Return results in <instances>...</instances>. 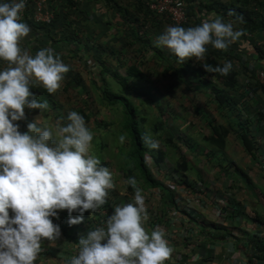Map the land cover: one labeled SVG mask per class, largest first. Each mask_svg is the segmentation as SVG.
<instances>
[{
  "label": "clouds",
  "instance_id": "clouds-1",
  "mask_svg": "<svg viewBox=\"0 0 264 264\" xmlns=\"http://www.w3.org/2000/svg\"><path fill=\"white\" fill-rule=\"evenodd\" d=\"M25 5L26 0H0V59L8 62L0 69V264H35L45 239L52 243L61 234L65 240L74 237L68 235L69 227L61 233L60 224L54 223L59 210H67L69 226L86 223L84 214L90 210L88 218L94 216L114 186L110 169L90 152L93 132L78 111L68 112L67 124L41 126L37 118L21 132L15 123L25 119L26 108L48 107L47 101L35 98L31 84L39 82L55 93L70 70L51 47H42L35 55L22 52L19 42L31 32L20 19ZM242 32L216 16L189 28L169 25L155 44L183 63L203 59L209 44L226 50ZM232 67L230 60L222 66L204 65L207 71L224 75ZM119 139L123 142L125 136ZM144 139L150 148L160 147L150 136ZM126 183L135 189V202L115 206L103 226L69 238L78 240L79 248L67 264H166L172 256L165 232L144 227L148 213L137 178L130 176ZM258 231L264 232V226ZM255 260L260 264L259 257Z\"/></svg>",
  "mask_w": 264,
  "mask_h": 264
},
{
  "label": "crops",
  "instance_id": "crops-1",
  "mask_svg": "<svg viewBox=\"0 0 264 264\" xmlns=\"http://www.w3.org/2000/svg\"><path fill=\"white\" fill-rule=\"evenodd\" d=\"M71 2L73 0L53 1V8L59 14H65L70 25H66V21L62 20L56 27H38L29 24L28 18L25 22L30 25L31 32L20 40V48L22 52L26 51L31 55H35L42 47L53 48L69 66L70 70L64 77L78 75L77 70L84 69L94 76H99L104 66L98 62V56L105 58L106 51L101 49L98 52L93 43L118 47L124 41L127 42L123 37L125 33L122 32L127 27L119 28L123 20L114 17L116 11L125 13L127 9L136 6L133 2L129 4L124 0H87L81 6L72 8L71 5L74 4ZM209 15H204V18L202 16V21L208 19ZM249 38L247 42L240 41L237 48L231 43L223 50L230 52L231 56L221 59L220 64L222 66L226 61H232L233 67L229 73L236 75L235 81L242 87L241 91L235 93L246 98V113L239 104L234 103L235 115L229 113L222 116V113L216 112L215 115L220 117H213L221 136L210 126L204 125V131L194 134L192 144L175 142L176 146L170 149L172 157L180 161L176 149L180 147L185 161L191 164V169L184 173L186 181L176 178L177 189L169 187L170 179L163 182L166 189L170 190L168 192L171 196L168 199H165L164 191L157 190L158 194L152 193L149 198L147 192L151 189L142 190L150 217L143 222L144 227L148 232L154 229L163 230L173 249L166 264H257L252 243L258 239L256 231L260 230V225H256L257 220L253 214H257V211L264 213L262 201L257 197V193L262 191L257 190L256 193L255 189L263 190L260 188V179H255V175L262 174L261 170L264 168V114L260 110V107L264 106V89L257 91L254 97L251 89L261 81L257 73L264 71V41L252 42L251 37ZM258 44H261L260 48L255 47ZM85 46L93 48L90 51ZM126 50L130 52V47ZM92 57H95L96 62ZM0 62L4 64L3 69L8 66L5 60L0 59ZM105 64L109 71L112 70L110 62ZM63 81L64 79L61 83ZM31 87L46 90L39 82L31 84ZM222 87V84L218 83V88ZM62 88L64 87H60L52 95L56 96ZM28 111L26 108L25 112ZM30 113L33 117L37 116L38 120L41 117L40 113ZM29 116L23 119L24 123L26 119L33 120V117ZM17 122L20 126L21 121ZM39 122L40 125L44 124L43 119ZM178 142L184 144L186 150ZM195 143L200 144L197 147L199 149L195 148ZM247 144L251 145L250 149ZM124 181L117 178L113 182L114 186L109 189L120 196V202L115 206L135 202V192L129 193L128 185ZM186 189L191 190V196L185 194ZM93 217L87 219L91 222L72 226L67 223L69 218H62L65 221H61L53 217V220L54 223L60 224L61 233L67 226L70 228L67 229L68 235L79 237L86 234L90 228L103 226L108 218L92 221ZM78 248L79 244L65 240L62 234L59 240L52 243L45 239L35 264H67V261L77 254Z\"/></svg>",
  "mask_w": 264,
  "mask_h": 264
},
{
  "label": "trees",
  "instance_id": "trees-1",
  "mask_svg": "<svg viewBox=\"0 0 264 264\" xmlns=\"http://www.w3.org/2000/svg\"><path fill=\"white\" fill-rule=\"evenodd\" d=\"M183 1L187 4L188 14V22L181 25L185 28L201 24V17L203 16L204 18V15L206 14L209 15L216 13L225 21L233 22L235 29L243 30L239 39L232 42L235 48L240 45V41L243 40L247 42L250 39L247 34L252 35V42H258L260 40L264 41V0H227L228 3L223 0ZM71 3L74 4L71 5L72 8L73 6H81L74 2ZM130 3L131 2L129 1V4ZM116 4L119 6L118 2ZM133 5L136 7H132L130 10L127 9V12L125 13L116 11L117 14L114 17V19L123 20V22L119 24V28L127 27L125 30H122V32L124 31L123 33H125L123 37H125L127 42L124 41L120 46L117 45L118 47H115L114 45H108L105 47L104 45L93 43V47L98 49V52H100L101 49L106 51L105 58H100L98 56V62L104 67L101 69L102 72L97 80H94L93 82L95 86L94 88L98 91V102L102 106L104 105L111 109V114L105 116V121H97L96 124L98 128L97 130H94V132L95 134L109 133L114 137L112 140L114 159L111 162L100 160V164L101 166L110 169L113 174V182L117 178L124 179V182H126L128 177L135 176L137 178V187L141 190L156 189L161 192L164 191L169 193V189H166L163 182L169 179L177 182L178 180H174L176 179V175L186 181L184 173L191 169V164L185 161V155L180 151V147L176 148L177 153L180 156L179 162L178 159H172L170 157V149L176 146L177 143L175 142L177 141H181L187 145L194 142V134H198L203 130L202 127L195 125L197 114L201 116L202 122L205 126H210L214 129L216 134L219 136L221 135L219 134L218 127L214 120L204 109H202L205 106L204 104H202V107H199V104L194 105V107L196 106L194 115H191L185 107V111L182 115L179 114L173 116L172 124L169 123V116L165 117L162 115L160 111L162 108L160 98H166L167 96L160 95L159 91L161 89L156 84L164 82V76L167 77L169 72L173 70L172 60L178 59L175 54L169 49H166V47H157L155 41L157 37L165 31L166 27L172 23L166 18V16L161 17L151 12L143 1L133 3ZM217 5L218 7H216ZM206 11L211 13H206ZM55 13L56 19L52 26L56 27V25H59L62 20L66 21L67 16H65V14H59L58 11H55ZM28 22L32 26L52 27L36 24L31 17H29ZM66 25H70L68 21H66ZM254 37L255 39H259L255 40ZM85 47L89 48L90 51L93 48L88 46ZM127 47H130V52L126 50ZM206 47L208 50L204 54L203 58L205 59L197 60L199 66L192 64L193 61H196L195 58L185 60L180 64L179 68L170 75V80H168L169 82L167 85L172 84L173 87L175 85L180 88L186 87L189 89L194 88L199 91L200 85L197 84L193 87V85L190 84L191 78L201 80V78L206 77V80H210V77H215L218 79V82L222 84V88H218L216 85L211 88V82L203 81L205 90L209 89L211 90L210 94H215L211 104L214 109H216L217 112H220V114L222 113V116H227L229 113L235 115L234 103H236L240 105L241 109L247 111L248 106L245 104L246 98L243 97L242 94L235 93L241 91L242 88L241 85L237 84L235 81L236 75L234 73L224 75L210 70L207 71L204 68L205 64L213 67L218 66L219 60L224 59L226 56L230 57L231 53L217 49L211 44ZM255 47L257 46L255 45ZM124 49L125 51H122ZM92 59L96 62L95 57H92ZM151 59H157L158 63L159 61H164L167 66L163 68L164 70L160 73L154 74L148 71L152 68L146 69V64L149 63L148 60ZM107 61L110 62L112 67V70L110 71L106 68L105 63H107ZM3 67L4 64L0 62V69H3ZM65 79L72 82L74 81L75 86H77L82 93L86 91V86L80 82L78 75H67L65 76ZM78 86H80V88ZM262 89L260 83H256L251 91L257 93V91ZM30 90L35 93V98L37 100L47 101L48 107L44 110L29 109L28 112H46V114L51 115L49 112L52 111L58 118L63 116V111L61 110L62 105L56 102L55 96H53L52 93H49L47 89H33L31 87ZM155 92H157V96L153 95ZM230 92H234L235 94ZM156 97H158L161 102V104H158L157 106V108H159L157 111L160 115H153L152 118L150 112L154 111V113H157L155 110L156 108L153 105V103L156 104V101H153ZM135 98H138L139 103L135 104ZM147 107L150 109V112ZM79 113L84 116L86 122L90 121V113L86 112V110L81 109L79 110ZM26 115L28 116L27 113ZM111 116L114 117V121L111 120V122H109ZM33 121L35 120L26 119L24 123L23 120H21L20 131H27V124ZM47 123L41 124V126H47ZM118 123L120 124V132H113L112 127ZM175 126L177 127L175 128ZM183 130L185 131L184 134L181 133L180 135H177V131L179 132ZM121 135L125 136L123 142L119 139ZM146 135L159 141L160 147L158 149L150 148L144 139ZM96 140H98L97 137L95 141ZM246 146L249 149L251 148V145L249 144ZM170 162L172 164H169ZM185 184L189 183L185 182ZM127 185L129 193L135 192V189L131 185ZM255 189L257 193L259 188ZM262 191H264V189ZM109 195H112L110 202ZM167 195L168 194H166V196ZM259 195L264 206V194L260 192ZM119 198L120 196L118 193L108 190L106 204L96 211L92 221H99L101 218H107L114 211V206L120 202ZM89 213L90 210L84 214V220H86V222H91L87 221ZM73 215H78V213H73ZM253 215L256 217V220L262 222L263 225H260V228L263 230L264 213L257 211V214L255 213ZM68 217L67 210H59V219H61V221H65L62 218ZM80 224H83V222ZM69 238L72 237L69 236ZM69 238L67 239L73 241L75 244L78 242V240H72L74 237L72 239ZM252 244L256 250L255 257H259L260 264H264V238H258Z\"/></svg>",
  "mask_w": 264,
  "mask_h": 264
},
{
  "label": "rangeland",
  "instance_id": "rangeland-1",
  "mask_svg": "<svg viewBox=\"0 0 264 264\" xmlns=\"http://www.w3.org/2000/svg\"><path fill=\"white\" fill-rule=\"evenodd\" d=\"M224 2L228 3L227 0H223ZM218 7V5L216 6ZM216 16H220L218 14H211L208 16V18H215ZM167 49V48H166ZM205 59V58H203ZM206 61V60H205ZM149 63L146 64V69L152 68L148 71L157 74L160 73L161 71H163L167 64L164 61H159L157 59H151L148 60ZM190 62V61H189ZM162 63V64H160ZM191 63V62H190ZM181 62H179L178 60H172V66H173V70H171L168 74L167 77L164 76V82L158 83L156 85H158V87L161 89L159 91L160 95H165L167 96L166 98H159L156 97V99L153 101H156V104L153 103L154 107L156 108L155 110L157 111V106L158 104H161L162 108L160 109L161 113L163 116L167 117L169 116L170 120L169 123L172 124V120H173V116L174 115H182L184 113V108L186 107V109L189 111V113L191 115H194L195 113V107L194 105L199 104V107H202V104L204 103V107L202 109L205 110V112L207 114H209L211 116V118L213 119L214 115L217 114V110L214 109V107L211 106L212 102H213V97L215 96L214 93L210 94V92L205 91V86L203 84V81H209L211 82V86H217L218 87V83L220 84V82H218V79H216L215 77H210L209 79H205L206 77L201 78V80H197L195 78H191L190 79V84L193 85V87H195L197 84L200 85V89L199 91L195 90L194 88H180L178 86L174 87L171 85H167L168 84V80L170 75L179 68ZM194 65H198L197 61H193ZM221 64V60H219L218 65ZM163 66V67H162ZM145 69V70H146ZM78 77L80 78V82L86 86V91L82 93L81 90H79L77 88V86H75V82H69L68 80L65 79L64 77V81L61 83L60 87H64L62 88V90L60 92H58L55 96L56 102L59 104H61V110L63 111V116L61 118H58L52 111H50L49 113H51V115L46 114V112H42L41 113V117L39 120L43 119L44 123H47V126H54L55 123L57 121H59L61 124H67L68 120H67V114L68 112L75 110L78 111L83 109L86 110V112L90 113L89 115L91 116L90 121L86 122L87 126L89 127V129L93 132V141H92V147L90 149V152L92 155H95L97 157H99L100 160H105V161H109L111 162L114 159V150H113V146H112V140L114 137L111 136V134L109 133H98L95 134L94 130H97L98 126H97V121H102V120H106L105 116H109L111 114V109L107 106H102L99 102H98V91L94 88V80L96 81V78H98V76H94L93 74L87 72L86 69H84V71H78ZM153 77V76H152ZM154 78V77H153ZM172 83V82H171ZM168 87V88H167ZM167 88V90H166ZM157 92L153 93V95H156ZM254 94H252V96L254 97ZM251 97V96H250ZM238 100V99H237ZM194 101V102H193ZM197 101V102H196ZM135 104L139 103L138 102V98H135ZM146 106V105H145ZM148 108V107H147ZM149 112L150 109L148 108ZM191 110V111H190ZM245 112V111H244ZM96 116H95V114ZM246 113V112H245ZM28 116L31 115L33 117V114H31L30 112H27ZM160 115L157 111V113H154V111L150 112V116L152 115H156L157 116ZM214 114V115H213ZM55 115V116H54ZM241 115V114H240ZM216 117H220V115H215ZM242 116H245L242 114ZM57 117V118H54ZM30 118V116H29ZM36 117H33V120H36ZM111 122V120L114 121V117L111 116V118L109 119ZM121 120V119H120ZM18 123V122H16ZM120 123V122H119ZM115 125L114 127H112L113 132H120L119 128H120V124ZM195 125L202 127L203 131H204V124L202 122V118L199 114H197L196 118H195ZM192 126V125H191ZM196 126V127H197ZM177 126H175L176 128ZM107 132V131H105ZM109 132V131H108ZM184 134L185 131H177V135L180 134ZM96 137L98 138V140L95 141ZM180 144L181 147H183L184 150H186V146L180 142H178ZM198 145H200L199 143H195L194 146L195 148L198 147ZM164 148V146H163ZM199 149V148H197ZM170 157L173 159L174 157H172L171 153L169 154ZM262 171V174L260 173V175H255V179L258 178L260 179V188L264 189V168ZM158 176V174H157ZM259 176V177H258ZM167 181V180H166ZM143 183V182H142ZM141 185V184H140ZM259 191H262L261 189H259ZM146 193V192H145ZM148 195L152 194V191L147 192ZM166 194H168L167 192H165ZM262 194H264V191H262ZM171 196L167 195L165 197V199H168V197ZM152 197V196H151ZM257 197H260V195L258 194ZM262 213V212H261ZM149 219V217H148ZM256 225H260V222L255 221ZM258 229V227H256ZM259 230V229H258ZM257 232V231H256ZM260 234H264V232H257V237L258 238H263V235H259Z\"/></svg>",
  "mask_w": 264,
  "mask_h": 264
},
{
  "label": "built area",
  "instance_id": "built-area-1",
  "mask_svg": "<svg viewBox=\"0 0 264 264\" xmlns=\"http://www.w3.org/2000/svg\"><path fill=\"white\" fill-rule=\"evenodd\" d=\"M53 1L55 0H26L25 8L22 11L20 19L24 22L31 17V19L39 25L44 26H52L53 22L56 19L55 8H53ZM87 0H73V2L77 5H82ZM127 2L137 3L139 1H143L147 8L155 13L158 16H166L172 25H184L188 22V14H187V4L183 0H124ZM252 37L251 35H248ZM261 44H258V48H260ZM264 46V45H263ZM258 50V49H257ZM256 51V50H255ZM261 61V60H260ZM254 71V68L251 69V72ZM258 78L261 80L259 83L264 89V71L257 73ZM262 89V90H263ZM253 94V93H252ZM260 110L264 114V106L260 107ZM169 187L173 189H177V183L175 181H170ZM156 189H151L148 192L152 191L153 194H158ZM185 194H189L191 196V190L185 191ZM152 194L147 193V197H151ZM198 202V200H196ZM150 218V217H149Z\"/></svg>",
  "mask_w": 264,
  "mask_h": 264
}]
</instances>
